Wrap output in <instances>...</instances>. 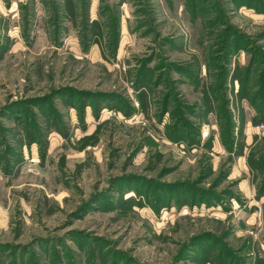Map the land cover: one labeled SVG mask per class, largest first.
<instances>
[{
	"label": "rangeland",
	"instance_id": "1",
	"mask_svg": "<svg viewBox=\"0 0 264 264\" xmlns=\"http://www.w3.org/2000/svg\"><path fill=\"white\" fill-rule=\"evenodd\" d=\"M0 264H264V0H0Z\"/></svg>",
	"mask_w": 264,
	"mask_h": 264
}]
</instances>
